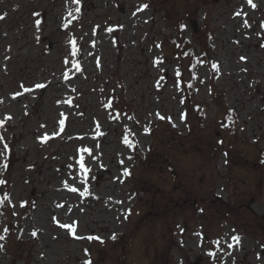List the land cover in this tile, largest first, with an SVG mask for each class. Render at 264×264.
<instances>
[{
    "label": "rangeland",
    "instance_id": "374dc122",
    "mask_svg": "<svg viewBox=\"0 0 264 264\" xmlns=\"http://www.w3.org/2000/svg\"><path fill=\"white\" fill-rule=\"evenodd\" d=\"M263 172L264 0H0V264H264Z\"/></svg>",
    "mask_w": 264,
    "mask_h": 264
},
{
    "label": "trees",
    "instance_id": "16d2710c",
    "mask_svg": "<svg viewBox=\"0 0 264 264\" xmlns=\"http://www.w3.org/2000/svg\"><path fill=\"white\" fill-rule=\"evenodd\" d=\"M181 27H182L181 25L176 26L177 29H180ZM170 44L173 46L174 52L176 53L181 52V57L188 60L187 74L189 75V78L183 81L185 83V88L188 91V93L193 96L194 93L196 92V89H197V85H195L196 69L197 67H199V65L204 64V63H208L211 65L213 75L211 76L210 85L211 87H213L214 82L217 78L216 77L217 69H216L215 62H213L207 55L208 41L206 40L205 44L200 46L199 52H193V50L191 49V46L187 45L184 40H181L178 38H171ZM189 82L192 83L191 87L187 85ZM221 96L222 95L219 94L218 92L213 91V97L216 99L215 100L216 102H220ZM121 109L122 111L129 110L125 105H122ZM7 189H8L7 186L5 187V185L0 182V221H1V215L5 212V209L8 205ZM33 205H34V202L32 206Z\"/></svg>",
    "mask_w": 264,
    "mask_h": 264
}]
</instances>
